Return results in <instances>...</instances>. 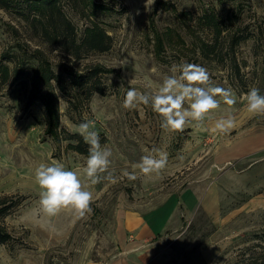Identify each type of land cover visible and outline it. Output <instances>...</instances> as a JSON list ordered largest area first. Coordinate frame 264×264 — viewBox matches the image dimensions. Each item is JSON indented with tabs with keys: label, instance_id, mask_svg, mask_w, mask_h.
<instances>
[{
	"label": "rangeland",
	"instance_id": "obj_1",
	"mask_svg": "<svg viewBox=\"0 0 264 264\" xmlns=\"http://www.w3.org/2000/svg\"><path fill=\"white\" fill-rule=\"evenodd\" d=\"M9 2H0V66L7 65L17 79L0 86V230L10 238L0 244V264H110L121 250L125 214L148 213L167 199L179 205L176 227L159 236L154 264L264 261V243L256 239L264 234V115L248 113L243 99L234 106L221 102L205 127L230 114L236 126L228 134L195 126L171 132L160 127L162 118L150 106L123 108L129 87L155 91L173 65L185 62L206 67L215 85L232 88L237 97L252 87L264 95V0H61L78 41L91 23L112 41L105 53L81 51L76 58L41 34L27 0ZM205 11L225 27L224 53L236 35L251 33L252 39L230 51L240 79L232 76L228 58L221 64L198 54L197 36L215 42L210 32L196 28ZM47 66L56 75L62 68L94 73L102 93L86 99L67 84V95L54 81L39 79L44 100H34L32 71ZM54 120L61 132L57 140ZM85 120L95 122L101 145L112 150L110 170L117 182L85 180L93 211L84 218L71 210L48 217L39 205L35 169L59 161L82 170L87 156L63 137L78 134L76 126ZM154 148L168 154L159 175L136 170L135 181L122 176ZM209 207L217 210L210 217Z\"/></svg>",
	"mask_w": 264,
	"mask_h": 264
},
{
	"label": "clouds",
	"instance_id": "obj_2",
	"mask_svg": "<svg viewBox=\"0 0 264 264\" xmlns=\"http://www.w3.org/2000/svg\"><path fill=\"white\" fill-rule=\"evenodd\" d=\"M171 72L155 91L141 92L135 87H129L123 100V108L132 110L141 104L150 106L162 118L160 127L171 132H183L187 126H195L204 131L228 134L236 126L235 119L230 114L216 119L211 129L205 127L206 119L221 107V102L234 106L238 99H243L248 113L254 116L264 115V95L256 87L237 97L232 88L215 85L208 69L202 65L185 62L173 65ZM132 83L130 80L129 84ZM76 131L89 146L82 170L66 169L59 161L41 163L35 169V182L40 189L39 205L48 217H54L62 210H71L77 219L84 218L93 211V193L87 190L85 180L91 185L102 181L117 182L114 169L110 170L112 150L101 145L95 122L85 120L76 126ZM146 152L139 162L132 165V171H122L123 177L135 181L138 178L136 170L149 176L159 175L166 168V152L155 148Z\"/></svg>",
	"mask_w": 264,
	"mask_h": 264
},
{
	"label": "trees",
	"instance_id": "obj_3",
	"mask_svg": "<svg viewBox=\"0 0 264 264\" xmlns=\"http://www.w3.org/2000/svg\"><path fill=\"white\" fill-rule=\"evenodd\" d=\"M11 0H0L2 4H8ZM28 10L33 12L34 20L41 24V34L44 35L49 41L55 42L65 53L76 58L81 51L84 52H97L105 53L109 51L111 47V38L106 34V31L99 26L97 23H91L90 26L86 27L83 33L81 41L76 38L74 26L65 18L61 11L59 3L61 0H27ZM9 2V3H10ZM96 8H103L100 5H96ZM196 28L200 32L208 31L213 35L215 42L213 44L208 43L205 39L202 40L200 36H197L198 41V54L205 59L210 61H217L223 64L228 58L230 63V71L232 76L237 80L241 78L240 66L236 63L234 57L235 47L241 43L247 42L252 39V35H236L231 43L228 45V52L224 53L223 46H220V40L225 30L223 23L219 21L217 16L208 11H205L202 16L197 19ZM261 34L262 31L260 32ZM242 67H246L243 63ZM234 68V69H233ZM32 76L31 95L34 100H44L41 95V81L50 84V81L56 83L57 89L63 94H69L66 85H71L73 91H82L85 93V98L89 99L93 93L101 94V89L97 87L96 74L81 76L73 70L62 68L59 74L53 73L49 66L47 68L40 67L34 68ZM15 72L10 71L7 65L0 66V86L6 84L10 78L16 80ZM58 122V121H57ZM56 120L52 121L51 130L54 131L53 135L56 140L59 137L57 130ZM50 123V121H49ZM62 136V135H61ZM63 140L69 141V148L76 153L88 156V145L84 142L83 138L79 134H68L64 133ZM3 204V201L0 203ZM4 211V210H3ZM1 211V213L3 212ZM9 236L0 230V244H6L9 240ZM260 243H264V234L256 238ZM264 250V247H261ZM253 264H264V261L255 262Z\"/></svg>",
	"mask_w": 264,
	"mask_h": 264
},
{
	"label": "crops",
	"instance_id": "obj_4",
	"mask_svg": "<svg viewBox=\"0 0 264 264\" xmlns=\"http://www.w3.org/2000/svg\"><path fill=\"white\" fill-rule=\"evenodd\" d=\"M178 202L167 199L150 212L125 214L119 229L120 252L110 264H154L158 250V239L168 229H174L173 217L178 210ZM210 217L216 208L206 209Z\"/></svg>",
	"mask_w": 264,
	"mask_h": 264
}]
</instances>
